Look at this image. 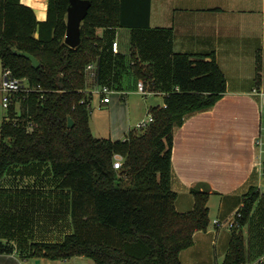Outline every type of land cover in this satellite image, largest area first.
I'll list each match as a JSON object with an SVG mask.
<instances>
[{
  "label": "trees",
  "instance_id": "obj_1",
  "mask_svg": "<svg viewBox=\"0 0 264 264\" xmlns=\"http://www.w3.org/2000/svg\"><path fill=\"white\" fill-rule=\"evenodd\" d=\"M90 1L81 25L82 43L71 48L65 43L69 0H49L44 22L21 0H0L3 69L27 79L33 89L13 96L0 127V180L13 166L49 164L58 187L71 194L74 226L62 242L30 243L28 235L7 230L2 219L0 254L14 253L16 249L6 244L18 238L26 259L84 257L94 264H182L181 252L194 245L197 232L210 226L212 190L198 183L191 188L194 208L184 213L176 210L174 131L187 115L209 110L224 97L226 77L214 52H170V30L151 28L152 0ZM102 29L136 32L129 69L152 92L159 90V84L165 89L164 74L170 71L165 107L152 108L154 122L141 132L131 130L124 140L96 138L90 127L93 96L87 91V66L96 65L93 87L112 86L108 82L113 70L124 67V58L112 51L114 40L107 44ZM14 50L34 56L40 68H33ZM259 72L260 66L258 78ZM69 118L73 128L68 127ZM117 155L123 157L120 170L113 166ZM260 198L254 187L244 196L241 227L231 230L223 264L250 262L243 228ZM22 208L19 202H5L0 212L27 209Z\"/></svg>",
  "mask_w": 264,
  "mask_h": 264
},
{
  "label": "crops",
  "instance_id": "obj_2",
  "mask_svg": "<svg viewBox=\"0 0 264 264\" xmlns=\"http://www.w3.org/2000/svg\"><path fill=\"white\" fill-rule=\"evenodd\" d=\"M48 1L21 0V3L33 8L37 19L44 22L48 15ZM150 24L153 30H170L169 50L172 53L214 52L227 81L226 94L213 108L187 115L183 125L174 131L172 189L177 193L176 210L181 213L191 211L194 208L191 188L198 183H206L212 190L210 200L213 196H220L222 201L236 202L235 208H232L234 213L242 206L249 190L252 187L257 189L260 184L255 164L258 160L257 141L263 124L264 0H152ZM117 30H106L103 34L107 44L111 40L119 42L118 54L124 58V67H116L109 78L108 83L116 89L112 96L120 94V90L138 92L133 79L139 81L129 69L131 50L130 53L123 52L120 40L122 33H126L132 41L136 32L131 29H120L124 32ZM0 71L3 72L1 60ZM165 74V89L159 84V75V90L152 92L162 97L163 105L157 104L149 109L164 106L169 92L170 71L167 76ZM1 76L0 107L4 108ZM126 80L130 82L128 85ZM97 88L96 85L93 90ZM87 91L91 92L89 88ZM116 106L113 105L111 113L117 114ZM4 109L2 123L8 111ZM131 117L132 111L129 110L124 121H113L108 137L95 135L91 128L92 133L99 139L124 140L133 130L128 121ZM255 175H258L257 181L254 180ZM58 184L47 163L11 167L0 180V203L19 202L21 210L23 206L27 209L24 208V212H0V224L2 219H6L7 230L28 235L30 243L62 242L74 232V226L69 207L71 194L61 190ZM262 199L256 210L264 209ZM210 200L208 207L211 212ZM28 204L32 206L27 207ZM211 233L207 230L195 234L194 245L180 254L182 264H210L208 243L213 245L214 241L207 239ZM6 245L16 250L12 254H0V261L4 264H24L30 260L21 256L18 238ZM262 255L260 253L259 256ZM225 256L226 253L223 260ZM75 259L77 264L90 263L84 257ZM38 260L42 264L46 259Z\"/></svg>",
  "mask_w": 264,
  "mask_h": 264
},
{
  "label": "rangeland",
  "instance_id": "obj_3",
  "mask_svg": "<svg viewBox=\"0 0 264 264\" xmlns=\"http://www.w3.org/2000/svg\"><path fill=\"white\" fill-rule=\"evenodd\" d=\"M106 29L100 30V34H104ZM118 32H124L122 30H117ZM126 32V31H125ZM117 36V35H116ZM122 41L123 52L130 53L132 49V41L126 37V33H122L120 37ZM0 71V75H2ZM140 81V80H139ZM138 81V82H139ZM133 79V83L135 89L138 87V83ZM130 82L126 80V85ZM91 91H93V101L91 103L92 116L90 120V127L94 131L95 135L98 136H110L112 122L116 121V123L122 122L126 119V112L131 110L132 117L129 119V123L131 128L135 130L137 129V125L144 119H149V116L152 115L151 106L161 104L163 105V99L160 96L152 93L147 96H143L138 92H127L125 90H120L123 94L114 95L111 97V103L106 105L102 103L101 95L93 90V79L90 77L88 80V86ZM123 95V96H122ZM113 105H117V114H113L110 112ZM128 107V109H127ZM0 127L2 125L3 116L5 113V109L0 107ZM148 127V126H147ZM147 127L145 129H147ZM143 129V130H145ZM143 130H138L137 132H141ZM259 148H258V156H259ZM258 175H255L254 180L257 181ZM263 198V197H262ZM262 198L259 199V204L262 202ZM236 202H229L228 200L222 201L220 196H213L210 200V226L208 231H211L210 238L208 236L207 240L214 241V246L209 244V249L211 257H209L210 264H223L224 254L228 252L229 242L231 239V230L227 224V221L233 217L234 213L232 212V208H235ZM256 206V208L259 206ZM241 205V204H240ZM238 206V208L240 207ZM215 221H219L222 223V226L217 228ZM243 232L245 234L246 243H247V252L248 256L252 257L250 260V264L255 263L260 257V253L264 254V209L260 208L258 210H254L252 217L247 224L246 228H243ZM206 240V241H207ZM259 256V257H258ZM89 264H94V262L90 259H87ZM37 260L30 259L27 263L24 264H36ZM85 262V261H84ZM0 264H4L3 261H0ZM42 264H77L75 258L69 259L67 261H53L46 259Z\"/></svg>",
  "mask_w": 264,
  "mask_h": 264
},
{
  "label": "built area",
  "instance_id": "obj_4",
  "mask_svg": "<svg viewBox=\"0 0 264 264\" xmlns=\"http://www.w3.org/2000/svg\"><path fill=\"white\" fill-rule=\"evenodd\" d=\"M112 51L116 55L119 51V42L115 40L112 44ZM86 72L88 75L93 79L96 76V65L95 64H89L86 68ZM2 91H3V106L4 108L8 109L9 105L12 101V98L14 95L20 93V92H30L33 89L28 85L27 79H19L13 75V72L10 68L3 69L2 72ZM96 92H98L102 97V102L104 104H109L111 102V97L114 93H116V89L113 86L109 85H101L98 86L97 89H95ZM93 94V91L90 92ZM138 93L147 96L149 94H152V91L145 86L143 81L138 82ZM262 96V116H263V124H262V134L258 138L257 145L259 148V156L256 165V168L258 169L259 176H260V184L257 188V191L259 192L260 196L264 198V93L261 94ZM84 101H82L83 103ZM165 107V105H164ZM154 122L153 115L149 116V119L142 120L138 125L137 129L135 130H143L147 126H149L151 123ZM123 165V157L120 155L115 156L114 158V168L116 170H120ZM244 205L242 206L234 213L233 217L230 218L227 221V224L229 226V229L232 230L234 228H240L241 227V220H242V210ZM216 226L219 228L222 226V223L219 221H215ZM250 264V263H248ZM253 264H264V254L258 258V260Z\"/></svg>",
  "mask_w": 264,
  "mask_h": 264
},
{
  "label": "water",
  "instance_id": "obj_5",
  "mask_svg": "<svg viewBox=\"0 0 264 264\" xmlns=\"http://www.w3.org/2000/svg\"><path fill=\"white\" fill-rule=\"evenodd\" d=\"M70 6L67 11V32L65 36V43L71 48H77L82 43L81 25L88 15L89 9L92 5L90 0H69ZM17 56L27 58L31 61L33 68L39 69L40 62L31 54L21 51H15ZM68 127H74V121L69 118ZM36 264H40L37 260Z\"/></svg>",
  "mask_w": 264,
  "mask_h": 264
}]
</instances>
